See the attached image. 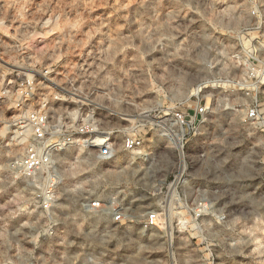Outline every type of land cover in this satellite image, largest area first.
Listing matches in <instances>:
<instances>
[{
	"label": "rangeland",
	"instance_id": "1",
	"mask_svg": "<svg viewBox=\"0 0 264 264\" xmlns=\"http://www.w3.org/2000/svg\"><path fill=\"white\" fill-rule=\"evenodd\" d=\"M0 57L52 70L65 89L53 114L102 141L114 132L117 150L106 162L82 145L59 153L44 211L42 182L8 175L22 147L2 141L0 264H264V133L248 119L264 118V0H0ZM175 112L191 121L178 132L188 167L164 136ZM128 133L144 146L123 151Z\"/></svg>",
	"mask_w": 264,
	"mask_h": 264
},
{
	"label": "built area",
	"instance_id": "2",
	"mask_svg": "<svg viewBox=\"0 0 264 264\" xmlns=\"http://www.w3.org/2000/svg\"><path fill=\"white\" fill-rule=\"evenodd\" d=\"M52 70L43 68H20L11 65L0 57V143L7 139L9 147H22L21 155L13 157L6 164L8 175L19 180L29 188L34 183L43 185L41 197V209L50 211L55 200V189L58 186V174L55 164L56 156L67 148L82 145L97 151V157L101 161H109L115 157L114 132L101 144L100 133L92 124L84 125L67 124L63 114H53L52 107L62 106L65 103V89L55 84L51 79ZM37 78L41 81H37ZM55 85V93L50 97L40 93V84ZM208 106L199 104L195 113L197 118L208 115ZM248 119L260 121V132L264 133V118H259V112L253 108L248 114ZM191 125L185 114L175 112L169 121L163 123L165 134H184ZM144 146V141L134 134H124L121 148L127 153H133ZM179 165H187L183 147L179 149ZM1 168V167H0ZM187 170V168H186ZM1 173V171H0ZM188 176L181 170L173 177V183L187 184ZM91 210H99L104 207L102 201H94L86 205ZM114 222H124L120 210L113 212ZM158 221V215L150 214L145 220V228H152Z\"/></svg>",
	"mask_w": 264,
	"mask_h": 264
},
{
	"label": "bare ground",
	"instance_id": "3",
	"mask_svg": "<svg viewBox=\"0 0 264 264\" xmlns=\"http://www.w3.org/2000/svg\"><path fill=\"white\" fill-rule=\"evenodd\" d=\"M200 86V85H199ZM195 93L194 94H196V95H199L200 93H201V88L200 87H197L196 89H195V91H194ZM161 135H163V134H161ZM164 136L166 137V139L173 145V146H175L176 148H178V149H181L182 148V146H181V134H177V133H175V134H171V135H167V134H164ZM107 138V137H106ZM163 139V138H162ZM165 139V140H166ZM166 140V141H167ZM98 142H100L99 144H101V142H102V140L101 141H98ZM169 142H167V143H169ZM140 152V151H139ZM147 152L148 151H146V150H141V153H142V157L145 159H148L149 158V155L147 154ZM149 153V152H148ZM137 154H139V153H137ZM140 158V157H139ZM115 210H113V212H114Z\"/></svg>",
	"mask_w": 264,
	"mask_h": 264
}]
</instances>
